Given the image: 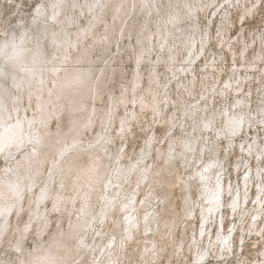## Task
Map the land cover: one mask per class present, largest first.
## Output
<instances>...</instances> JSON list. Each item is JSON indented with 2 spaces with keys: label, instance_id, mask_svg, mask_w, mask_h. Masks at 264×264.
I'll return each instance as SVG.
<instances>
[{
  "label": "rangeland",
  "instance_id": "rangeland-1",
  "mask_svg": "<svg viewBox=\"0 0 264 264\" xmlns=\"http://www.w3.org/2000/svg\"><path fill=\"white\" fill-rule=\"evenodd\" d=\"M53 3L60 8H55ZM42 12L49 14V19ZM43 16L46 17L42 19ZM50 26L53 27L50 29ZM40 29L56 31L45 36ZM26 35L33 41L32 44L46 39L42 43L46 56L50 54L46 61L50 58L52 69L45 71L44 83H38L43 88L37 86L21 98L24 100H20L17 106L19 111L22 110L17 114L24 117L26 114L32 119L34 126H31L38 128L37 132L44 130L46 122L40 121L39 117L44 114L50 117L47 127L53 133L66 130L73 121L82 126L78 127L77 135L73 134L65 141V145L70 143L66 157L57 156V163L66 167L64 176L62 171L55 176L51 174L53 166L49 160L40 165L45 175L36 176L35 181L40 177L37 180L39 184L33 190L38 192L39 185L52 176L54 180L50 190L53 194L39 204L29 203L35 209L32 213L28 203L24 202L23 212L19 216L12 212L8 218L12 226L17 224L20 228L14 231L11 227V232L1 239L0 264H20L41 247L53 246L60 239L64 244V239L70 235L76 255L82 258L77 264H90L91 258L105 264H264V188H261L264 187V0H0V52L4 54L2 48L5 44L16 40L20 43ZM2 60L3 57L0 58V80L13 88L9 80H3L2 73L11 69L9 65L5 67L7 63ZM59 71L60 74H57ZM63 85H66L65 91L68 90L69 94H83L85 104L88 103L83 110L73 114L77 115L74 118L70 117L74 110H67L70 103L64 100L67 92L63 91ZM100 85L102 88H99ZM13 90L18 92L17 88ZM254 96L257 102H254ZM41 99L47 104L42 105L44 101ZM15 102L9 101V107L18 101ZM50 105L55 107L52 109L55 113H49ZM36 108L39 110L36 111ZM11 112L15 114L13 107ZM199 118L202 126L197 123ZM210 118H215V122ZM231 124L236 126L232 133L229 129ZM27 144L16 152L11 161L0 155V177L13 176V171H7L6 166L21 165L20 161L31 144L42 150L48 148L34 142ZM68 155L78 160L77 169L69 168L64 159ZM218 155L224 156L219 158ZM19 168L24 170L23 166ZM87 171L90 173L85 176ZM99 171H104L100 188L92 193L88 179L90 175L97 176ZM219 184L222 185L221 201L216 206L210 197ZM27 193L30 194V190ZM235 201L237 207L236 203L230 204ZM90 206L94 208V217L89 223H83V212ZM33 212L43 213V216L35 217ZM166 221L171 226H167ZM26 225L28 228H25ZM202 243L204 247H201ZM17 245L21 248H16Z\"/></svg>",
  "mask_w": 264,
  "mask_h": 264
},
{
  "label": "bare ground",
  "instance_id": "bare-ground-1",
  "mask_svg": "<svg viewBox=\"0 0 264 264\" xmlns=\"http://www.w3.org/2000/svg\"><path fill=\"white\" fill-rule=\"evenodd\" d=\"M55 1V0H54ZM57 1V0H56ZM62 1H64V0H62ZM66 1V0H65ZM67 1H69V0H67ZM75 1V0H74ZM85 1V0H84ZM49 2H50V0H49ZM73 2V1H72ZM71 2V3H72ZM87 2V1H86ZM61 3V2H60ZM67 3H70V2H67ZM80 3V2H79ZM90 3V2H89ZM96 3V2H95ZM104 3V2H103ZM103 3H101V4H103ZM149 3V2H148ZM190 3V2H189ZM51 4V3H50ZM98 4V3H97ZM105 4V3H104ZM150 4V3H149ZM71 5V4H70ZM86 5V4H85ZM99 5V4H98ZM107 5V4H106ZM45 6V5H44ZM53 6H54V3H53ZM92 6V5H91ZM181 6V5H180ZM51 7V10H52V6H50ZM55 8H58V7H56V6H54ZM63 7V10H64V6H62ZM146 7V6H145ZM150 7H152V6H150ZM39 8H41V6L39 5ZM38 8V10H39V12H40V10L41 9H39ZM60 8V7H59ZM77 8V7H76ZM104 8V7H103ZM43 9V8H42ZM54 9V8H53ZM68 9H69V7H68ZM82 9V8H81ZM150 9H152V8H150ZM184 9V8H183ZM94 10V9H93ZM93 10H90V11H93ZM96 10V9H95ZM176 10V9H175ZM44 11H46V10H44ZM48 11V10H47ZM84 11V10H83ZM98 11H99V8H98ZM147 11V10H146ZM39 12H36V13H39ZM54 12H55V9H54ZM53 12V13H54ZM52 13V12H51ZM52 13V14H53ZM56 13V12H55ZM40 14V13H39ZM42 14H46V12H42ZM73 15L75 14V13H72ZM41 15V14H40ZM49 14H46V16H48ZM53 15H55V14H53ZM72 15V16H73ZM121 15V14H120ZM191 15V14H190ZM37 16V15H36ZM39 16V15H38ZM46 16H43V18L42 19H44V17H46ZM78 16V15H77ZM77 16H76V21H77ZM104 16V15H103ZM179 16V15H178ZM56 17V16H55ZM59 17V16H58ZM57 17V18H58ZM67 17H69V16H67ZM98 17V16H97ZM119 17V16H118ZM180 17V16H179ZM41 18V17H40ZM61 18V17H60ZM104 18V17H103ZM36 19V18H35ZM42 19H40V21L42 20ZM48 19H49V16H48ZM59 19V18H58ZM71 19V18H70ZM73 19H75V18H73ZM181 19V18H180ZM23 20V19H22ZM60 20V19H59ZM118 20V19H117ZM166 21H167V19H165ZM43 21V20H42ZM46 22V21H45ZM49 22H50V20H49ZM51 22H53V21H51ZM96 22V21H95ZM48 23V22H47ZM56 23H57V21H56ZM91 23H93V22H91ZM157 23V22H156ZM43 24V23H42ZM46 24V23H45ZM44 24V25H45ZM64 24V23H63ZM67 24H68V22H67ZM66 24V25H67ZM73 24V23H72ZM94 24V23H93ZM40 26H41V23L39 24ZM36 26V25H35ZM49 26V25H48ZM57 26V25H56ZM60 26V25H59ZM171 26V25H170ZM178 26V25H177ZM182 26V25H181ZM38 27V26H37ZM37 27H36V30L38 31V29H37ZM42 27V26H41ZM47 27V26H46ZM51 27H53V26H50V29H51ZM72 27H74V26H72ZM80 27V26H79ZM86 27V26H85ZM28 28V27H27ZM26 28V29H27ZM76 28V27H75ZM81 28V27H80ZM149 28V27H148ZM175 28H177V27H175ZM180 28V27H179ZM56 29H57V27H56ZM169 29V28H168ZM31 30V29H30ZM41 30V29H40ZM48 30V29H47ZM41 30L42 31V33L45 35V36H47L48 35V33H54V31H56V30H54V31H51V30ZM53 30V29H52ZM58 30V29H57ZM60 30V29H59ZM65 30V29H64ZM68 30H71V29H69V27H68ZM152 30V29H151ZM170 30V29H169ZM23 31V30H22ZM25 31V30H24ZM95 31V30H94ZM27 32H28V30H27ZM33 32V31H32ZM35 32V31H34ZM34 32H33V34H34ZM69 32V31H68ZM152 32V31H151ZM196 32H197V30H196ZM29 34H31L30 32H28ZM36 33V32H35ZM40 33V32H39ZM82 33V32H81ZM184 33V32H183ZM198 33V32H197ZM26 34V31H25V33L23 34V35H25ZM32 34V35H33ZM42 34V35H43ZM72 34V33H71ZM187 34H188V31H187ZM21 35V34H20ZM23 35H21V36H23ZM28 35V34H27ZM27 35H26V38L25 39H22V41L19 43L18 42V40H16L15 42H11V43H7V44H5L4 46H3V52H4V54L3 53H1L0 54V58L1 57H3V59L4 60H2L3 62L5 61L7 64L5 65V64H3V65H5V67H7V65H9L10 66V68L9 69H11L10 71L9 70H5L3 73H2V76L4 77V79L3 80H9V83H10V85L12 84L13 85V88H17L18 89V92H15L14 90H13V88H10V87H8V85H6L7 83H5V81H1L0 80V155L1 156H3L4 158H8L9 160L8 161H11V158H13V157H15V154H16V152L17 151H19L21 148L23 149V147H25L26 145L25 144H27L28 142H30V143H28V144H31L32 142H34L35 144H39L38 146H40V145H46V147L48 146V148L47 149H43L42 150V148H38V147H36V146H34L33 144H31L30 146H28V149H27V153L26 154H24L23 155V157H24V159L22 160V162L20 161V163H21V165H18L17 167H14V166H10V165H8V166H6L7 167V171H9V169H11L12 171H13V176H3V177H0V244L2 243L1 242V239L3 238L4 239V236L6 235V233H9V232H11L10 231V229H11V227H13V229L12 230H14V229H18V228H20V226H17V224L15 225L14 224V226H12V224L10 223V221L8 220V218L10 217V215H11V213L12 212H14L15 213V215H17V216H19L20 215V213H21V211L22 210H24V205L22 206V203H28V208L29 209H31V213H32V211L33 210H35V209H32L31 208V206H30V204L29 203H31L32 204V202L34 203H41V202H43V201H45L49 196H51L53 193L51 192V182L54 180L53 178H52V176H49V178L47 179V181L44 183V184H41V185H39V187H38V189H39V191L37 192V191H34L33 190V188H35L36 186H37V184H39L38 183V179L40 178H38L36 181H35V179H36V176L37 175H41L42 173H43V169L40 167V165H42V163L43 162H45L46 160H49L50 161V164L53 166V168H52V175H54V174H57V173H59V172H61L62 171V175L64 176V174H66L67 172H65V169H64V167L65 166H62V164L63 163H61V164H59V163H57V161H58V157L57 156H59V155H64L65 156V154L67 153L66 151H67V149H69V144H67V145H65V141L67 140V138H71V137H73V134H76L77 132H78V127H81L82 126V124H80V125H76V123L77 122H75V121H73L72 123H71V126L70 127H68L66 130L65 129H63V130H59V132L58 133H53V130H51V128H48L47 126V124H48V120L50 119V117H46V116H44V115H39V117H40V121H41V119H42V121H44V123L46 122V124H45V127H44V130H39L38 132L37 131H35V130H37V129H35L34 127L32 128V126H34L32 123H34L33 122V120L32 119H30L29 117H26V114H25V117L22 115V116H20V115H18L17 114V111H18V113L22 110H20L19 111V109H20V107L18 108V106H19V101L21 100V98L22 97H24L25 95H28V94H30L32 91H34V89L38 86V85H40V84H38L39 82H41V81H43L44 79V73H46L45 71L46 70H51L52 69V67L49 65V62H50V58H49V61L47 62L46 60L48 59V57H49V55L50 54H48V57L46 56V54L44 53V45H43V43H42V41L43 42H45V40H43L42 39V41H38L37 43H35V44H32L31 42H33L32 40H30V38H29V36L27 37ZM31 35V36H32ZM57 35H59V34H57ZM69 35V34H68ZM73 35V34H72ZM72 35H71V38H72ZM79 35V34H78ZM85 35V34H84ZM165 34H163V36H164ZM191 35V34H190ZM197 35V34H196ZM18 36V35H17ZM44 36V37H45ZM50 36V35H49ZM80 36V35H79ZM86 36V35H85ZM161 36H162V33H161ZM203 36V35H202ZM209 36V35H208ZM37 37V36H36ZM35 37V38H36ZM44 37H42V38H44ZM17 38V37H16ZM15 38V39H16ZM20 38V37H19ZM62 38V37H61ZM61 38H60V40H61ZM97 38V37H96ZM6 39V38H5ZM18 39V38H17ZM39 39H40V37H39ZM73 39V38H72ZM76 39V38H75ZM194 39V38H193ZM261 39V38H260ZM34 40V39H33ZM37 40V39H36ZM76 40H78V39H76ZM79 40H81V39H79ZM171 40V39H170ZM169 40V41H170ZM191 40V39H190ZM263 40V39H262ZM152 41V40H151ZM168 41V42H169ZM201 41V40H200ZM206 41V40H205ZM254 41V40H253ZM4 42V41H3ZM49 42V41H48ZM47 41H46V43H48ZM202 42V41H201ZM93 43V42H92ZM189 43H191V41H189ZM194 43H195V40H194ZM72 44V43H71ZM95 44V43H94ZM47 45V44H46ZM45 45V46H46ZM174 45V44H173ZM203 45V44H202ZM245 45V44H244ZM175 46V45H174ZM247 46V45H246ZM93 47H95V46H93ZM154 47V46H153ZM195 47V46H194ZM46 48V47H45ZM86 48V47H85ZM90 47H88V49H89ZM175 48H177V47H175ZM181 48V47H180ZM187 48H189V47H187ZM198 48H199V46H198ZM47 49V48H46ZM53 49V48H52ZM72 49V48H71ZM95 49V48H94ZM153 49V48H152ZM249 48H247V50H248ZM262 49V48H261ZM51 50V49H50ZM49 50V51H50ZM150 50V49H149ZM176 50V49H175ZM177 50H178V48H177ZM192 50V49H191ZM195 50H197V49H195ZM234 51H235V49H233ZM62 52H63V49L61 50ZM68 51V50H67ZM85 51V50H84ZM90 51V50H89ZM174 51V50H173ZM262 51H263V49H262ZM50 52H53V51H50ZM58 52V51H57ZM145 52H147V51H145ZM194 52V51H193ZM260 52V51H259ZM256 53V52H255ZM3 54V56H1ZM59 54V52L57 53V55ZM80 54V53H79ZM82 54V53H81ZM196 54V53H195ZM236 53H234V55H235ZM263 54V53H262ZM57 55H56V58H57ZM86 55H87V53H86ZM91 55V54H90ZM264 55V54H263ZM80 56H82V55H80ZM196 56V55H195ZM76 57V56H75ZM90 57V56H89ZM254 57H255V55H254ZM60 58H61V56H60ZM78 58V57H77ZM79 58H81V57H79ZM149 58V57H148ZM194 58V57H193ZM72 59H73V57H72ZM71 59V61H73ZM82 59V58H81ZM90 59H91V57H90ZM100 59V58H99ZM165 59V58H164ZM245 59V58H244ZM62 60V59H61ZM193 60V59H192ZM249 60V59H248ZM259 60V59H258ZM67 61V60H66ZM85 61H86V58H85ZM84 61V62H85ZM165 61V60H164ZM170 61V60H169ZM256 61V60H255ZM64 62V61H63ZM82 62V61H81ZM91 62H93V60H91ZM190 62H191V60H190ZM246 62H248V61H246ZM258 62V61H257ZM257 62L255 63V64H257ZM264 62V61H263ZM56 63H58V62H56ZM68 63V62H67ZM71 63V62H70ZM74 63V62H73ZM188 63H189V61H188ZM259 63V62H258ZM260 63H262V61H260ZM259 63V64H260ZM53 64H54V62H53ZM62 65H64L63 63H61ZM251 64H253V63H251ZM140 65V64H139ZM138 65V66H139ZM249 65H250V62H249ZM249 65H248V67H249ZM264 65V64H263ZM262 65V66H263ZM2 66V65H1ZM188 66H190V65H188ZM257 66V65H256ZM55 67V66H54ZM65 67V66H64ZM213 67V66H212ZM258 67V66H257ZM1 68V67H0ZM2 68H4V66L2 67ZM68 68H69V64H68ZM73 68V67H72ZM83 68V67H82ZM90 68H93V66H91ZM185 68H186V66H185ZM237 68V67H236ZM235 68V69H236ZM246 68V67H245ZM256 68V67H255ZM13 69H17V71L18 72H15V70H13ZM74 69V68H73ZM89 69V68H88ZM238 69H239V67H238ZM248 69V68H247ZM87 70V69H86ZM102 70V69H101ZM184 70V69H183ZM245 70V69H244ZM20 71V72H19ZM67 71H68V69H67ZM74 71H76V70H74ZM105 71V70H104ZM139 71V70H138ZM137 71V72H138ZM255 71V70H254ZM260 71V70H259ZM66 72V71H65ZM64 72V73H65ZM77 72V71H76ZM75 72V73H76ZM79 73H80V71H78ZM91 72V71H90ZM98 72V71H97ZM100 72V71H99ZM237 72V71H236ZM245 72H246V70H245ZM49 73H50V71L48 72V75H49ZM62 73V72H61ZM94 73H95V71H94ZM104 73V72H103ZM233 73V72H232ZM250 73V72H249ZM57 74H60V71L57 73ZM67 74V73H66ZM69 74H71V72L70 73H68L67 75H69ZM100 74V73H99ZM99 74H98V76H99ZM178 74V73H177ZM235 74V73H234ZM240 74V73H239ZM246 74V73H245ZM248 74V73H247ZM263 74V73H262ZM48 75H46V76H48ZM53 75V74H52ZM72 75H73V73H72ZM77 75V74H76ZM158 75V74H157ZM160 75V74H159ZM176 75V74H175ZM1 76V75H0ZM57 76V75H56ZM62 76H64V75H62ZM80 76V75H79ZM97 76V75H96ZM250 76V75H249ZM252 76V75H251ZM255 76H258V75H255ZM60 77V76H59ZM59 77H57V78H59ZM83 77V76H82ZM102 77V76H101ZM241 77H243V76H241ZM246 77V76H245ZM53 78V77H52ZM54 78H55V76H54ZM63 78V77H62ZM84 78H86V77H84ZM97 78V77H96ZM95 78V79H96ZM151 78V77H150ZM195 78V77H194ZM230 78V77H229ZM235 78V77H234ZM254 78V77H253ZM252 78V79H253ZM2 79V78H1ZM56 79V78H55ZM55 79H53V81L55 80ZM98 79V78H97ZM102 79H103V77H102ZM231 79V78H230ZM241 79V78H240ZM47 80V79H46ZM57 80V79H56ZM56 80H55V82H56ZM67 80H69V79H67ZM86 80V79H85ZM229 80V79H228ZM256 80V79H255ZM48 82H49V80H47ZM62 81V80H61ZM160 81V80H159ZM179 81V80H178ZM239 81V80H238ZM251 81V80H250ZM260 81V80H259ZM47 82V83H48ZM52 82V81H51ZM50 82V83H51ZM87 82V81H86ZM103 82H104V79H103ZM230 82H232V81H230ZM242 82V81H241ZM247 82V81H246ZM8 83V84H9ZM43 83H44V81H43ZM42 83V84H43ZM46 83V84H47ZM50 83H48V84H50ZM96 83V82H95ZM100 83H101V81H100ZM140 83V82H139ZM205 83V82H204ZM240 83V82H239ZM243 83V82H242ZM248 83V82H247ZM41 84V85H42ZM47 84V85H48ZM58 84V83H57ZM61 84V83H60ZM102 84V83H101ZM141 84V83H140ZM161 84H162V81H161ZM179 84V83H178ZM209 84H210V82H209ZM208 84V85H209ZM216 84V83H215ZM249 84V83H248ZM55 85H56V83H55ZM204 85V84H203ZM259 85V84H258ZM181 86V85H180ZM185 86V85H184ZM232 86H234V85H232ZM240 86V85H239ZM242 86V85H241ZM248 86V85H247ZM252 86V85H251ZM39 88H43L42 86L40 87V86H38ZM56 87V86H55ZM54 87V88H55ZM59 87V86H58ZM74 87V86H73ZM101 87V85L99 86V88ZM163 87V86H162ZM245 87V86H244ZM262 87V86H261ZM50 88V87H49ZM53 88V87H52ZM98 88V89H99ZM102 88V87H101ZM128 88H130V87H128ZM134 88V87H133ZM132 88V89H133ZM203 88V87H202ZM257 88V87H256ZM62 89H63V91H65V89H67V87H66V85H63L62 86ZM70 90L72 89V87H70L69 88ZM96 89H97V87H96ZM136 89V88H135ZM152 89V88H151ZM165 89V88H164ZM219 89V88H218ZM225 89V88H224ZM253 89H255V88H253ZM258 89V88H257ZM261 89H263V88H261ZM25 90V91H24ZM45 90V89H44ZM51 90H53V92H54V89H51ZM55 90H56V88H55ZM78 90V89H77ZM130 90V89H129ZM138 89H136V91H137ZM188 90V89H187ZM212 90V89H211ZM214 90H216L215 88H214ZM226 90V92H227V89H225ZM260 90V89H259ZM37 91V90H36ZM192 91V90H191ZM204 91V90H203ZM208 91H210V90H208ZM255 91H256V89H255ZM57 92V91H56ZM65 92H67L66 94H64V92L63 93H61L62 95L64 94L65 96H63V97H65V99L64 100H67V101H69V108L67 109L68 111L70 110H74V111H72L71 112V116L70 117H72V118H74V116L76 117L77 115H74L73 116V114H75V113H77V111L78 110H83V108H84V106L85 105H87L88 103H86L85 104V101H84V95L83 94H81V95H77V94H75L74 95V93L72 94L71 92V94H69V92H68V90H66ZM158 92V91H157ZM225 92V94H227ZM250 92V91H249ZM252 92V91H251ZM257 92V91H256ZM45 93V92H44ZM82 93H84V92H82ZM156 93V92H155ZM195 93V92H194ZM203 93V92H202ZM216 93V92H215ZM231 93V92H230ZM245 93V92H244ZM254 93V92H253ZM260 93H261V91H260ZM37 94H39V93H37ZM36 94V95H37ZM45 94H47V93H45ZM44 94V95H45ZM56 94V93H55ZM57 94H59L58 92H57ZM56 94V95H57ZM213 94H214V91H213ZM233 94V93H232ZM252 94V93H251ZM256 94V93H255ZM264 94V93H263ZM48 95V94H47ZM47 95L45 96V98L47 97ZM56 95H54V97H59L60 96V94H59V96H56ZM91 95V94H90ZM129 95V94H128ZM135 95H136V93H135ZM157 95V94H156ZM155 95V96H156ZM203 95V94H202ZM209 95H210V93H209ZM208 95V96H209ZM218 95H219V93H218ZM238 95H239V93H238ZM257 95V94H256ZM30 96V95H29ZM154 96V97H155ZM204 96V95H203ZM207 96V97H208ZM228 96V95H227ZM246 96V95H245ZM248 96V95H247ZM61 98H62V96H60ZM91 97V96H90ZM143 97V96H142ZM145 97V96H144ZM201 97V96H200ZM205 97V96H204ZM212 97V96H211ZM233 97V96H232ZM235 97V96H234ZM237 97V96H236ZM241 97V96H240ZM258 97V96H257ZM260 97H262V96H260ZM34 99H36V97H33ZM50 98H52V97H50ZM96 98V97H95ZM140 98H141V96H140ZM155 98H157V97H155ZM228 98V97H227ZM239 98V97H238ZM246 98V97H245ZM250 99H251V96L249 97ZM25 99H26V97H25ZM55 99V98H54ZM158 99V98H157ZM156 99V100H157ZM204 99V98H203ZM208 99V98H207ZM210 99V98H209ZM213 99V98H212ZM215 99V98H214ZM213 99V100H214ZM217 99V98H216ZM261 99V98H260ZM264 99V98H263ZM11 100L12 101H14L15 102V100L16 101H18L17 102V104H14V103H12L11 104V108L13 107L14 108V110H15V114H13V112H11V108L9 107V101L11 102ZM23 100H24V98H23ZM23 100H21L22 102H23ZM31 100V99H30ZM41 100H43V99H41ZM46 100V99H45ZM95 100V99H94ZM127 100V99H126ZM125 100V101H126ZM131 100V99H130ZM201 100V99H200ZM205 100V99H204ZM220 100V99H219ZM223 100V99H222ZM229 100V99H228ZM254 100H255V96H254ZM39 101H40V99H39ZM44 101V100H43ZM59 101H61V100H59ZM59 101H58V103H59ZM62 101H63V99H62ZM66 101V102H67ZM87 101H91V100H87ZM96 101V100H95ZM118 101H119V99H118ZM136 101H137V99H136ZM162 101V100H161ZM196 101V100H195ZM198 101V100H197ZM216 101V100H215ZM258 101H259V99H258ZM22 102H20V103H22ZM29 102V101H28ZM52 102V101H51ZM55 102V101H54ZM148 102V101H147ZM159 102H160V100H159ZM168 102V101H167ZM191 102H192V100H191ZM201 102V101H200ZM221 102V101H220ZM220 102H219V104H220ZM223 102L225 103V101L223 100ZM233 102V101H232ZM231 102V103H232ZM253 102V101H252ZM254 102H257L256 100L254 101ZM16 103V102H15ZM42 103H45V101L44 102H41V104ZM50 103V102H49ZM48 103V104H49ZM53 103V102H52ZM51 103V104H52ZM117 103V102H116ZM182 103H183V101H182ZM206 103H207V101H206ZM206 103H204V104H206ZM213 103V102H212ZM211 103V104H212ZM222 103V102H221ZM14 104V105H13ZM23 104V103H22ZM47 104V102L45 103V105ZM63 103L61 102V105H62ZM167 104V103H166ZM186 104V103H185ZM185 104H183V106L185 107V106H187V105H185ZM201 104V103H200ZM216 104V103H215ZM229 104V103H228ZM233 104V103H232ZM246 104H247V102H246ZM261 104H263V103H261ZM16 105V106H15ZM18 105V106H17ZM25 104H23V106H24ZM32 105H34V104H32ZM43 105V104H42ZM44 105V106H45ZM52 105H54V104H52ZM149 105V104H148ZM157 105H159L158 103H157ZM175 105V104H174ZM208 105V104H207ZM214 105V104H213ZM213 105H212V107H213ZM221 105V104H220ZM227 105V104H226ZM250 105V104H249ZM21 106V105H20ZM51 106V105H50ZM64 106H65V103H64ZM63 106V107H64ZM150 106V105H149ZM176 106V105H175ZM189 106V105H188ZM229 106H230V104H229ZM244 106V105H243ZM251 106V105H250ZM31 107V106H30ZM49 107V106H48ZM55 107H57V103H56V105H55ZM55 107H53L52 108V106H51V109H50V111H49V113L50 114H52V113H55V111H53L52 109H54ZM196 107V106H195ZM201 107H203V104H202V106ZM220 107V106H219ZM225 107V106H224ZM227 107V106H226ZM240 107V106H239ZM248 107V106H247ZM257 107V106H256ZM22 108V107H21ZM45 108V107H44ZM109 108V107H108ZM210 108V107H209ZM262 108H264V107H262ZM23 109H25L24 107H23ZM30 109H32V107L30 108ZM64 108H62L61 109V111H59V110H57V112L60 114V112H62V110H63ZM161 109V108H160ZM177 109V108H176ZM184 109V108H183ZM188 109V108H187ZM191 109H193V108H191ZM196 109V108H195ZM199 109H200V107H199ZM221 109V108H220ZM227 109H228V107H227ZM236 109V108H235ZM248 109H250V107L248 108ZM256 109V108H255ZM13 110V109H12ZM28 110V109H27ZM35 110V109H34ZM37 110H39L38 108H36V111ZM46 110V109H45ZM66 110V109H65ZM159 110V109H158ZM162 110V109H161ZM185 111H186V108L184 109ZM204 110V109H203ZM203 110H201V112L203 111ZM212 110V109H211ZM214 110V109H213ZM212 110V111H213ZM232 110V109H231ZM234 110V109H233ZM246 110H247V108H246ZM24 111H26V109L24 110ZM33 111V110H32ZM31 111V112H32ZM43 110H41L40 112H42ZM47 111V110H46ZM53 111V112H52ZM157 111V110H156ZM155 111V112H156ZM180 111H182V110H180ZM204 111H206V110H204ZM203 111V112H204ZM238 111V110H237ZM107 112H109V111H107ZM159 112V111H158ZM182 112H184V111H182ZM194 112V111H193ZM193 112H191L190 111V113H193ZM221 112H222V110H221ZM221 112H220V114H221ZM242 112V111H241ZM252 112V111H251ZM250 112V113H251ZM257 112V111H256ZM255 112V113H256ZM262 112H264V110L262 111ZM22 113L24 114V112L22 111ZM25 113H27V111L25 112ZM30 113V112H29ZM28 113V114H29ZM36 113V112H35ZM57 113V114H58ZM161 113V112H160ZM197 113V112H196ZM200 113V112H199ZM199 113H197V114H199ZM230 113V112H229ZM245 113V112H244ZM27 114V115H28ZM34 113L32 112V115H33ZM133 114V113H132ZM177 114V113H176ZM202 114V113H201ZM204 114H206V113H204ZM203 114V115H204ZM211 114V113H210ZM247 114V113H246ZM16 115V118H13L14 116ZM82 115V114H81ZM112 115V114H111ZM131 115V114H130ZM188 115V114H187ZM191 115V114H190ZM208 115V114H207ZM217 115V114H216ZM231 115V114H230ZM245 115V114H244ZM260 115V114H259ZM183 116V115H182ZM189 116V115H188ZM187 116V117H188ZM193 116H195V115H193ZM210 116V115H209ZM234 116V115H233ZM247 116V115H246ZM36 117V116H35ZM69 117V116H68ZM70 117H69V119H70ZM80 117V116H79ZM82 117V116H81ZM89 117H90V115H89ZM105 117V116H104ZM184 117H185V115H184ZM198 117H200V116H198ZM204 117V116H203ZM31 118H32V116H31ZM175 118H177V117H175ZM218 118V117H217ZM237 118V117H236ZM251 118V117H250ZM256 118V117H255ZM66 119V118H65ZM68 119V118H67ZM173 119V118H172ZM188 119V118H187ZM191 119V118H190ZM193 119V118H192ZM202 119H204V118H202ZM210 119H212V118H210ZM210 119H208V120H210ZM215 119V118H214ZM214 119H212L213 120V122H215L214 121ZM249 119V118H248ZM75 120H76V118H75ZM109 120H110V118H109ZM109 120H107V121H109ZM181 120V119H180ZM218 120V119H217ZM221 120V119H220ZM223 120H224V118H223ZM238 120V119H237ZM68 121V120H67ZM186 121V120H185ZM194 121V120H193ZM201 120H200V118H199V122H198V120H197V123H201L200 122ZM222 121V120H221ZM203 122H206V121H203ZM256 122V121H255ZM175 123V122H174ZM191 123V122H190ZM189 123V124H190ZM195 123V122H194ZM251 123H253V122H251ZM173 124V123H172ZM215 124V123H214ZM214 124H212L211 123V125H214ZM222 124H223V122H222ZM244 124V123H243ZM247 124H248V122H247ZM32 125V126H31ZM38 125V124H37ZM105 125H106V123H105ZM179 125H181V124H179ZM187 125V124H186ZM185 124H184V126H186ZM207 125V124H206ZM221 125V124H220ZM246 125V124H245ZM192 126V125H191ZM197 126V125H196ZM201 126H202V123H201ZM36 127V126H35ZM104 127V126H103ZM205 127V126H204ZM215 127V126H214ZM229 127H231V128H229ZM229 127H227V128H229L230 129V132L232 133V132H235V128H236V126H234V124H231ZM243 127V126H242ZM246 127V126H245ZM43 128V127H42ZM185 128V127H184ZM194 128V127H193ZM203 128V127H202ZM211 128V127H210ZM220 128V127H219ZM62 129V128H61ZM188 129V128H187ZM192 129V128H191ZM190 129V130H191ZM196 130H197V127L195 128ZM206 129V128H205ZM212 130H213V128H211ZM228 129V130H229ZM189 130V129H188ZM224 130H225V128H224ZM199 131V130H198ZM209 131V130H208ZM221 131H222V129H221ZM220 131V132H221ZM192 132V131H191ZM193 132H195V131H193ZM202 131H200V133H201ZM205 132V131H204ZM217 132H219V131H217ZM223 132V131H222ZM214 133H216V131L214 132ZM213 133V134H214ZM238 133H241V132H238ZM79 134V133H78ZM83 134V133H82ZM189 134V133H188ZM194 133H192V135H193ZM196 134V133H195ZM207 134V133H206ZM227 134V133H226ZM77 135V134H76ZM197 135V134H196ZM205 135V134H204ZM211 135V134H210ZM221 135V134H220ZM223 135V134H222ZM224 135H225V133H224ZM185 136H187V135H185ZM189 136H191V135H189ZM200 136H201V134H200ZM207 136V135H206ZM237 136V135H236ZM179 137V136H178ZM194 137V136H193ZM207 137H209V136H207ZM213 137V136H212ZM215 137V136H214ZM213 137V138H214ZM186 138V137H185ZM188 138V137H187ZM191 138V137H190ZM190 138H188V139H190ZM200 138V137H199ZM217 138V137H216ZM216 138H214V139H216ZM227 138H230V137H227ZM223 139H225V138H223ZM73 140L74 141H76V139H74L73 138ZM72 140V141H73ZM199 140V139H198ZM205 140H207L206 138H205ZM220 140V139H219ZM222 140V139H221ZM232 140V139H231ZM82 141V140H81ZM197 141V140H196ZM228 141V140H227ZM204 142V141H203ZM207 142H208V140H207ZM212 142V141H211ZM221 142V141H220ZM223 142V141H222ZM230 142V141H229ZM235 142V141H234ZM194 142H192V144H193ZM205 143V142H204ZM209 143V142H208ZM219 143V142H218ZM230 143H232V142H230ZM242 144H243V142H241ZM245 143V142H244ZM260 143V142H259ZM259 143H257V144H259ZM27 144V145H28ZM177 144V143H176ZM191 144V143H190ZM228 144V143H227ZM246 144V143H245ZM33 145V146H32ZM195 145V144H194ZM210 145V144H209ZM224 145H226V144H224ZM249 145V144H248ZM77 146V145H76ZM75 146V147H76ZM173 146V145H172ZM196 146V145H195ZM217 146V145H216ZM230 146V145H229ZM236 146V145H235ZM244 146V145H243ZM251 146H253V145H251ZM258 146V145H257ZM80 147V146H79ZM83 147V146H82ZM85 147V146H84ZM174 147V146H173ZM194 147V146H193ZM197 147V146H196ZM203 147H204V145H203ZM224 147V146H223ZM226 147V146H225ZM228 147V146H227ZM232 147H233V144H232ZM246 147H248V146H246ZM263 147V146H262ZM52 148H56V150H53ZM177 148V147H176ZM217 148H218V146H217ZM221 148V147H220ZM238 148V147H237ZM179 149V148H178ZM229 149V148H228ZM243 149V148H242ZM260 149V151H261V147L259 148ZM75 150V149H74ZM73 150V151H74ZM177 150V149H176ZM209 150V149H208ZM219 149H217V151H218ZM230 150V149H229ZM232 151H233V149H231ZM238 150H239V148H238ZM76 151V150H75ZM75 151H74V153H75ZM199 151V150H198ZM220 151V150H219ZM244 151V150H243ZM77 152V151H76ZM211 152H212V150H211ZM211 152H208V153H211ZM241 152V151H240ZM229 153V152H228ZM233 153H234V151H233ZM239 153V152H238ZM260 154H261V152H259ZM97 154V153H96ZM218 154V153H217ZM220 154V153H219ZM246 154V153H245ZM251 154H253V153H251ZM222 155V154H221ZM224 155H225V153H224ZM223 155V156H224ZM248 155V154H247ZM62 156H61V158H62ZM198 156H200V155H198ZM222 156V157H223ZM240 156H242V155H240ZM249 156V155H248ZM66 157V156H65ZM83 157H85V156H83ZM97 157V156H96ZM99 158H100V156H98ZM207 157V156H206ZM211 157V156H210ZM218 157H219V155H218ZM221 157V156H220ZM219 157V158H220ZM221 157V158H222ZM244 157H245V155H244ZM251 157V156H250ZM204 158V157H203ZM60 159V158H59ZM65 160H66V163L68 164V166H69V168L70 169H77V167H78V160H75L74 158H72V156L71 155H68V158H64ZM85 159H87L86 157H85ZM200 159V158H199ZM237 159V158H236ZM246 159V158H245ZM62 160V159H61ZM187 160V159H186ZM222 160V159H221ZM243 160V159H242ZM259 160V159H258ZM60 161V160H59ZM228 161H229V159H228ZM16 162V161H15ZM203 162V161H202ZM65 163V164H66ZM228 163V162H227ZM66 164V165H67ZM243 164V162H241V165ZM260 164V163H259ZM227 165V164H226ZM251 165V164H250ZM19 166L21 167V166H23V168H24V170L23 171H21L20 170V168H19ZM75 166H76V168H75ZM228 166V165H227ZM226 166V167H227ZM245 166H248V165H245ZM244 166V167H245ZM261 166V165H260ZM9 167V168H8ZM193 167V166H192ZM242 167V166H241ZM240 167V168H241ZM66 168V167H65ZM198 168V167H197ZM243 168V167H242ZM253 168V167H252ZM256 168V167H255ZM262 168V167H261ZM196 169V168H195ZM200 169V168H199ZM193 170V169H192ZM237 170H239V169H237ZM245 170V169H244ZM262 170H263V168H262ZM252 171V170H251ZM9 172H11V171H9ZM164 172V171H163ZM190 172H192V171H190ZM228 172V171H227ZM226 172V173H227ZM262 172V171H261ZM89 173L90 172H86L85 173V176H88L89 175ZM225 173V172H224ZM254 173V172H253ZM264 173V172H263ZM44 174V173H43ZM98 174V175H97ZM97 176H95V174H94V177L92 176V175H90V179H88V181L90 180V185H89V190L92 192V193H94V192H96V190H97V188H98V190H99V188H100V181H101V179H102V175H104V171H99V172H97ZM227 174H229V173H227ZM251 174H252V172H251ZM45 175V174H44ZM224 175H226V174H224ZM55 176V175H54ZM70 176H71V174H70ZM180 176V175H179ZM93 177V178H92ZM101 177V178H100ZM190 177V176H189ZM262 177V176H261ZM63 178V177H62ZM219 178H220V176H219ZM254 178V177H253ZM43 179V178H42ZM183 179V178H182ZM225 179H226V177H225ZM230 179H232V178H230ZM45 180V179H44ZM251 180V179H250ZM258 180H259V178H258ZM68 181H70L69 179H68ZM187 182H188V180H186ZM211 182H212V180H210ZM218 181V180H217ZM223 181H224V179H223ZM226 181H227V179H226ZM231 181V180H230ZM249 182V181H248ZM252 182V181H251ZM256 182V181H255ZM232 183V182H231ZM237 183H238V181H237ZM156 184V183H155ZM190 184H192V183H190ZM226 184V183H225ZM257 184V183H256ZM259 184H260V182H259ZM232 185V184H231ZM230 185V186H231ZM253 185V184H252ZM262 185H263V182H262ZM225 186V185H224ZM247 187H248V185H247ZM226 188V187H225ZM262 189L264 188L263 186L261 187ZM251 189V188H250ZM249 189V190H250ZM258 189H260V188H258ZM28 190H30V194H28L27 192H28ZM214 190H216L215 192H214V194H213V196L212 197H210V199L214 202V204H217L216 206H218L219 205V201H221L220 200V196H219V194H220V191L222 190V185L221 184H219V186L217 187V186H215V189ZM224 190V189H223ZM231 190V189H230ZM261 190V189H260ZM60 191V190H59ZM240 191V190H239ZM247 191V190H246ZM225 193V192H224ZM260 193H262V192H260ZM55 194V193H54ZM226 195H227V193H225ZM242 194V193H241ZM244 194V193H243ZM250 194V193H249ZM264 194V193H263ZM27 195H29V196H27ZM222 195V194H221ZM248 195V194H247ZM259 195V194H258ZM62 196V195H61ZM223 196H225L224 194H223ZM230 196H232V195H230ZM230 196H228V197H230ZM243 196V195H242ZM263 196V195H262ZM237 199H238V197L237 196H235ZM264 197V196H263ZM224 198V197H223ZM227 197H225V199H226ZM132 199V198H131ZM203 199V198H202ZM231 199V198H230ZM230 199H228V202H229V200ZM233 199V198H232ZM242 199V198H241ZM59 200V199H58ZM62 200V199H61ZM236 200V199H235ZM246 200H248V199H246ZM239 201V200H238ZM59 202V201H58ZM57 202V203H58ZM258 202H260V200L258 201ZM257 202V203H258ZM203 203V202H202ZM227 203V202H226ZM235 203H236V207H237V202L235 201V202H231L230 204H234L235 205ZM244 203H246V201L244 202ZM38 204H35V205H38ZM199 204H200V202H199ZM224 204V203H223ZM228 204V203H227ZM239 204V203H238ZM35 205H34V207H35ZM194 205V204H193ZM203 205V204H202ZM260 204H257V206H259ZM221 206H222V204H221ZM244 206H245V204H244ZM229 207H231V206H229ZM233 207H235V206H233ZM222 208H224V206L222 207ZM226 208V207H225ZM238 208H240V207H238ZM242 208V207H241ZM245 208V207H244ZM260 208V207H259ZM263 208V207H262ZM37 209H38V207H37ZM56 209H58L57 207H56ZM221 209V208H220ZM232 209V208H231ZM234 209V208H233ZM258 209V208H257ZM60 210V209H59ZM236 210V209H235ZM235 210H233V211H235ZM249 210V209H248ZM263 210V209H262ZM246 211V210H245ZM253 211H255V210H253ZM23 212V211H22ZM94 208L92 207V206H90V207H87L85 210H84V212H83V214H85V219H82L83 220V223H89L90 222V220L94 217ZM224 212V211H223ZM251 212V211H250ZM250 212H248L249 214H250ZM236 213H238V212H236ZM244 213V212H243ZM246 213V212H245ZM258 213V212H257ZM262 213V212H261ZM264 213V212H263ZM87 214V215H86ZM141 214V213H140ZM211 214V213H210ZM224 213H222L221 215H223ZM239 214V213H238ZM241 214V213H240ZM213 215V214H212ZM212 215H210L211 217H212ZM245 216H246V214H244ZM243 215V216H244ZM33 216H35V217H37V216H43V213H40V212H36V213H34L33 212ZM32 217V216H31ZM34 217V218H35ZM218 217V216H217ZM228 217V216H227ZM251 217H253V215L251 216ZM34 218H30V219H34ZM212 219V218H211ZM258 219V218H257ZM216 220V219H215ZM223 221H224V219H222ZM251 220V219H250ZM260 220H261V218H260ZM217 221V220H216ZM226 221V220H225ZM254 222H255V220H253ZM252 221V224H254V226H255V223ZM263 221V220H262ZM232 222V221H231ZM30 223H31V221H30ZM29 223V224H30ZM41 223V222H40ZM166 223V225L167 226H171V224L169 223V221H166L165 222ZM240 223V222H239ZM243 223H244V221H243ZM27 224V223H26ZM206 224V223H205ZM217 224V223H216ZM236 224H238V223H236ZM241 224V223H240ZM258 224H259V222H258ZM42 225H43V223H42ZM42 225H41V227H42ZM223 225H224V223H223ZM250 226H251V224H249ZM261 225H262V223H261ZM40 226V225H39ZM236 227V226H235ZM235 227H233V228H235ZM243 227V226H242ZM242 227H241V229H242ZM25 228H28L27 227V225L25 226ZM207 229V228H206ZM248 230H250V229H248ZM255 230V229H254ZM7 231V232H6ZM15 231V230H14ZM206 231V230H205ZM76 232V231H75ZM224 232V231H223ZM247 232V231H246ZM208 233V232H207ZM256 233H257V231H256ZM19 234H21V233H19ZM206 234V233H205ZM229 234V233H228ZM225 235V234H224ZM232 237H233V235H232ZM195 238H196V236H195ZM231 238V237H230ZM72 236L70 235V236H68L67 238H65L64 239V241H65V243L63 244V243H61V242H63V240H59V241H57L53 246H49V245H46V246H44V247H41L36 253H35V255H32V256H30V258H24V260H23V262H21L20 264H77V261H79V260H81L82 258H81V256H78V254L76 255V251H75V249L73 248V241H72ZM231 240V239H230ZM229 240V241H230ZM195 242V241H194ZM198 242H199V240H198ZM197 242V243H198ZM204 243V242H203ZM203 243H202V245H201V247L203 246L204 247V245H203ZM209 243V242H208ZM215 243V242H214ZM231 243V242H230ZM196 244V243H195ZM200 244H201V242H200ZM210 244V243H209ZM197 245V244H196ZM181 247V246H180ZM208 247H210V246H208ZM231 247V249H232V246H230ZM16 248H21V246H18L17 245V247ZM228 248V247H227ZM202 249V248H201ZM217 249H218V245H217ZM23 250V249H22ZM214 250V249H213ZM219 250V249H218ZM209 251V250H208ZM216 251V250H215ZM220 251V250H219ZM227 251V250H226ZM218 252V251H217ZM216 252V253H217ZM223 252H225V250H223ZM232 252V251H231ZM23 253V252H22ZM24 254V253H23ZM219 254H221V253H219ZM223 254V253H222ZM81 255H82V253H81ZM199 255V254H198ZM225 255V254H224ZM263 255V254H262ZM217 256H218V253H217ZM264 257V256H263ZM262 257V258H263ZM4 258H2V260H3ZM223 259V258H222ZM91 261V263L90 264H105L104 262H99V261H95V260H93L92 258L90 259ZM0 261H1V259H0ZM3 261H5V259L3 260ZM8 261V260H7ZM6 262V261H5ZM5 262H3V263H5ZM79 263V262H78ZM199 263V262H198ZM238 263H239V261H238ZM262 263V262H261ZM260 263V264H261ZM7 264V263H6ZM217 264V263H216ZM256 264H258V263H256Z\"/></svg>",
  "mask_w": 264,
  "mask_h": 264
}]
</instances>
